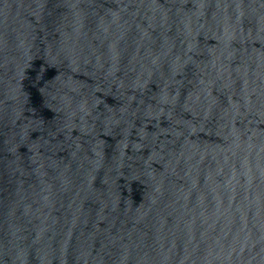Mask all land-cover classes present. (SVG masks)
I'll return each mask as SVG.
<instances>
[{
  "label": "water",
  "instance_id": "obj_1",
  "mask_svg": "<svg viewBox=\"0 0 264 264\" xmlns=\"http://www.w3.org/2000/svg\"><path fill=\"white\" fill-rule=\"evenodd\" d=\"M0 264H264V0H0Z\"/></svg>",
  "mask_w": 264,
  "mask_h": 264
}]
</instances>
